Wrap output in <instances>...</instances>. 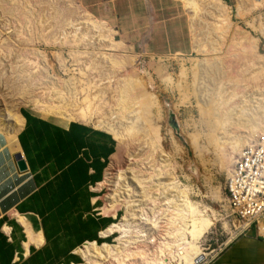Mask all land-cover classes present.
<instances>
[{
    "label": "rangeland",
    "instance_id": "374dc122",
    "mask_svg": "<svg viewBox=\"0 0 264 264\" xmlns=\"http://www.w3.org/2000/svg\"><path fill=\"white\" fill-rule=\"evenodd\" d=\"M196 1H182L195 54L149 58L115 43L77 0H0V135L18 140L30 109L117 140L102 194L127 229L87 264H179L193 247L210 264L240 234L226 184L264 133V0L241 13L239 0ZM133 204L146 216L130 215Z\"/></svg>",
    "mask_w": 264,
    "mask_h": 264
},
{
    "label": "crops",
    "instance_id": "0c3cea01",
    "mask_svg": "<svg viewBox=\"0 0 264 264\" xmlns=\"http://www.w3.org/2000/svg\"><path fill=\"white\" fill-rule=\"evenodd\" d=\"M77 1L113 40L143 56L195 54L182 0ZM20 117L16 149L0 135V264H87L97 252L102 256L98 250L115 249L106 241L121 209L111 208L102 194L118 150L114 135L30 109ZM17 156L25 161L24 173ZM262 231L254 226L238 236L210 264H264V226Z\"/></svg>",
    "mask_w": 264,
    "mask_h": 264
},
{
    "label": "built area",
    "instance_id": "2783aa9c",
    "mask_svg": "<svg viewBox=\"0 0 264 264\" xmlns=\"http://www.w3.org/2000/svg\"><path fill=\"white\" fill-rule=\"evenodd\" d=\"M226 192L231 209L240 221L238 236L245 234L254 226L262 231L264 226V133H261L238 156L228 177ZM118 221L117 218L116 222ZM117 235L113 233L107 237L114 239Z\"/></svg>",
    "mask_w": 264,
    "mask_h": 264
},
{
    "label": "bare ground",
    "instance_id": "6f19581e",
    "mask_svg": "<svg viewBox=\"0 0 264 264\" xmlns=\"http://www.w3.org/2000/svg\"><path fill=\"white\" fill-rule=\"evenodd\" d=\"M183 2H186V4H187V6H189V7H191V8H196L197 7V1L196 0H182ZM239 2H240V5H239V12L241 13V12H243L244 10H245V8H246V1L245 0H239ZM260 3H263L262 1L260 2ZM232 14V11H231V9L227 6L226 8H225V15L224 16H226V17H228V18H224L223 20L226 22L229 18H230V15ZM157 73H158V71H157ZM160 74V73H159ZM180 77V76H179ZM196 77V76H195ZM181 78V77H180ZM183 78V77H182ZM169 80V82H171V83H174L173 81H172V79L170 78V79H168ZM167 80V81H168ZM139 84H140V82H139ZM142 86V85H141ZM214 104H212V105H208V109H209V112L213 115V112L214 111H217L218 109H216V110H214V106L216 105H214ZM213 106V107H212ZM218 112V111H217ZM220 112V111H219ZM216 113V112H215ZM220 114L221 113H219V116H218V123H220ZM145 125H146V123H145ZM145 133H146V135L148 134V131H147V129L145 130ZM10 144H11V146L14 148V149H16L17 148V146L15 147V145H17L18 144V140H16V139H11L10 141ZM245 143H247V142H245ZM244 143V144H245ZM248 147V146H247ZM234 150H236L235 148H233ZM17 151V150H16ZM244 151V150H243ZM242 151V152H243ZM241 152V153H242ZM241 153L239 154V155H241ZM15 154V153H14ZM238 155V156H239ZM238 156H237V158H238ZM236 161H237V159H236ZM236 163V162H235ZM235 165V164H234ZM233 165V166H234ZM233 168V167H232ZM231 172H232V170H231ZM231 174V173H230ZM134 205V204H133ZM136 210H135V205H134V209H131V211H130V215H132L131 213H133V216H135V215H141V214H144L145 216H146V214H145V212L144 211H141V212H135ZM124 212H125V215H126V211L124 210ZM124 215V216H125ZM129 215V216H130ZM124 218V217H123ZM123 218H121V221L120 222H118V223H116L115 224V226L114 227H117V229H115V230H113L112 231V234L113 233H117L118 235V238H120L121 237V233H122V231H124L125 229H127L126 228V226H124L123 225V222H122V220H123ZM132 224H135V218L133 219V221H132ZM113 227V228H114ZM145 230H147L146 228L144 229V231ZM153 230V229H152ZM144 231H142L143 232V234H145L144 233ZM148 231V230H147ZM118 238H116V243H117V239ZM187 243V242H186ZM85 248V247H84ZM113 251V253H114V249H112V248H109L108 250H106V252H112ZM171 251H172V249H171ZM191 251H192V253L190 254V256H189V254L187 253V251H178V253H177V262L179 263V264H205L206 263V261H207V255L204 257V256H201V257H199L200 256V253L198 254V257L199 258H197V259H195V257H196V253L195 252H200V249H199V247H193L192 249H191ZM172 253V252H171ZM118 256V255H117ZM194 257V258H193ZM116 258V257H115ZM205 258V259H204ZM174 262H175V260H174ZM163 264H170V262H168V263H165V262H163Z\"/></svg>",
    "mask_w": 264,
    "mask_h": 264
},
{
    "label": "water",
    "instance_id": "95a60500",
    "mask_svg": "<svg viewBox=\"0 0 264 264\" xmlns=\"http://www.w3.org/2000/svg\"><path fill=\"white\" fill-rule=\"evenodd\" d=\"M16 159H17V162H18L19 171L21 173L26 172L27 171V166L25 164V161L23 159H21V156H17Z\"/></svg>",
    "mask_w": 264,
    "mask_h": 264
},
{
    "label": "trees",
    "instance_id": "16d2710c",
    "mask_svg": "<svg viewBox=\"0 0 264 264\" xmlns=\"http://www.w3.org/2000/svg\"><path fill=\"white\" fill-rule=\"evenodd\" d=\"M107 243H109V241H106Z\"/></svg>",
    "mask_w": 264,
    "mask_h": 264
}]
</instances>
